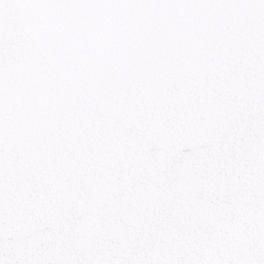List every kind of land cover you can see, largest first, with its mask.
<instances>
[{"label": "snow or ice", "instance_id": "6c2138e0", "mask_svg": "<svg viewBox=\"0 0 264 264\" xmlns=\"http://www.w3.org/2000/svg\"><path fill=\"white\" fill-rule=\"evenodd\" d=\"M0 264H264V0H0Z\"/></svg>", "mask_w": 264, "mask_h": 264}]
</instances>
